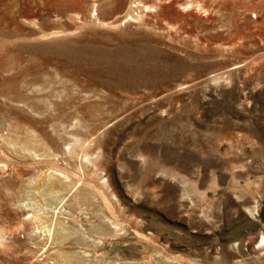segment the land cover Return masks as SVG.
<instances>
[{
  "label": "rangeland",
  "instance_id": "374dc122",
  "mask_svg": "<svg viewBox=\"0 0 264 264\" xmlns=\"http://www.w3.org/2000/svg\"><path fill=\"white\" fill-rule=\"evenodd\" d=\"M0 264H264V0H0Z\"/></svg>",
  "mask_w": 264,
  "mask_h": 264
}]
</instances>
